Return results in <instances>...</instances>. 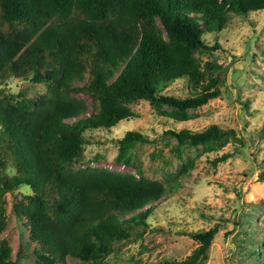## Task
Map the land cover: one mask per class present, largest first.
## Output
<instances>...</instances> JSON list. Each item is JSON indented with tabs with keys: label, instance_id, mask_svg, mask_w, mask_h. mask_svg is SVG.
I'll use <instances>...</instances> for the list:
<instances>
[{
	"label": "trees",
	"instance_id": "16d2710c",
	"mask_svg": "<svg viewBox=\"0 0 264 264\" xmlns=\"http://www.w3.org/2000/svg\"><path fill=\"white\" fill-rule=\"evenodd\" d=\"M262 10L264 0H0V86L11 78L48 84L36 100L0 95V233L7 225L6 195L18 192L13 212L28 229L37 264H105L113 244L145 225L174 185L111 169H76L90 143L86 134L133 119L128 105L139 100L173 109L171 119L186 121L187 110L220 95L219 79L207 76L196 57L218 47L207 45L204 35L222 31L230 13ZM181 79L190 97L162 95ZM77 94L90 98V109ZM164 134L176 141L175 154L237 141L233 130L215 125ZM149 142L126 132L115 142L114 162L133 168L136 144ZM217 229L189 235L199 245L183 264L206 259ZM0 264H14L5 241Z\"/></svg>",
	"mask_w": 264,
	"mask_h": 264
},
{
	"label": "rangeland",
	"instance_id": "374dc122",
	"mask_svg": "<svg viewBox=\"0 0 264 264\" xmlns=\"http://www.w3.org/2000/svg\"><path fill=\"white\" fill-rule=\"evenodd\" d=\"M216 49L198 52L196 57L207 76L219 79L220 95L202 107L187 110L179 122L168 107L155 108L144 100L128 105L135 117L121 121L111 130L86 134L75 168H103L132 173L174 189L152 207L145 225L133 226L128 240L115 242L105 264H183L198 247L190 234L216 226L207 257L201 264L264 263V10L243 16L228 14L219 33L204 35ZM209 65L216 66L212 69ZM48 84L11 78L0 86V95L16 100H36ZM184 99L192 95L184 79L162 92ZM87 103L89 97L77 94ZM215 125L233 130L237 141L213 146L182 147L166 131L182 129L201 132ZM128 131L150 140L136 144L134 167L116 164V141ZM239 140V141H238ZM227 156L215 165L213 160ZM21 193L6 195L7 225L0 241L11 248L14 264H37L28 229L13 212ZM66 264H80L67 260Z\"/></svg>",
	"mask_w": 264,
	"mask_h": 264
}]
</instances>
